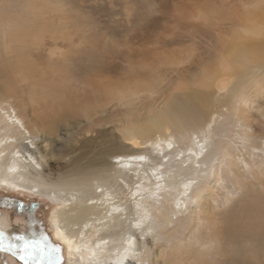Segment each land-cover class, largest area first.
Wrapping results in <instances>:
<instances>
[{"label": "rangeland", "instance_id": "374dc122", "mask_svg": "<svg viewBox=\"0 0 264 264\" xmlns=\"http://www.w3.org/2000/svg\"><path fill=\"white\" fill-rule=\"evenodd\" d=\"M204 1L0 0V98L18 109L29 123L37 144L53 155L44 161L48 175L55 177L76 169L92 155L101 139L107 141L106 145L129 148L130 142L123 138L121 129L142 123L156 107L189 90L191 76L214 59L218 33L224 36L233 26L226 19L212 26L194 19ZM233 1L239 2L229 0V4ZM17 25L29 27L21 41L13 32ZM50 26H58L59 31L65 30L67 34L47 32L39 42L28 37L31 29ZM90 54L94 56L93 64ZM259 66L254 79L241 80L238 64H232L233 70H226L237 88L244 91L234 96L236 101L231 105L224 101L214 107L215 117L208 128L207 158L201 163V170L193 175L194 185L186 208L173 214L174 199L165 195L161 199V212L152 210L153 228L145 239L141 238L143 264H264V230L244 227L225 230L227 216L243 204H264L263 156L250 147L255 140L259 142V126L264 124V62ZM64 68H69L71 77L62 74ZM157 71L161 76L153 95L111 106L91 120L69 122L73 128L70 132L62 123L56 132L45 134V141L29 121L31 115L44 111L37 96L42 89L48 92L54 87L62 93V88L70 87L78 97L90 96V79L117 85L135 77L136 72L149 76ZM224 95V99L229 97L228 93ZM240 111L246 112V119L240 118ZM167 125L176 144L185 150L188 141L173 124ZM249 133L252 141L251 134L247 137ZM230 146L236 148V155H225ZM142 149L149 151L152 147L146 144ZM153 155L162 154L156 151ZM249 155L250 161L256 163L253 167L245 163ZM216 174L220 175L218 182L214 179ZM9 187L0 185V214L10 219L13 230L32 243L33 249L26 251L23 241L15 243L0 233V264H49L45 252L53 244L61 250L58 264H68L63 246L52 238L50 216L55 203L47 195ZM229 195L232 200L228 201ZM32 203L38 205L36 212L30 209ZM241 217L246 214L241 213ZM9 244L13 245L11 249L7 247ZM21 255L25 259H20Z\"/></svg>", "mask_w": 264, "mask_h": 264}, {"label": "bare ground", "instance_id": "6f19581e", "mask_svg": "<svg viewBox=\"0 0 264 264\" xmlns=\"http://www.w3.org/2000/svg\"><path fill=\"white\" fill-rule=\"evenodd\" d=\"M195 18L207 26L226 19L233 26L224 36L218 33L214 59L191 76L189 90L175 94L166 105L156 107L142 123H132L121 129L123 138L130 142L129 148L106 145L107 141L101 139L92 155L66 174L52 177L45 172L44 161L53 155L37 144L29 123L18 109L0 98V185L15 187L14 191L47 195L55 203L50 216L52 238L63 246L68 264H143L140 257L144 241L141 238L145 239L153 228L152 210L161 212V199L165 195L174 199L173 214L186 208V199L194 185L193 175L201 170V163L207 158L208 128L215 117L214 107L221 106L224 101L231 105L244 91V88H237L226 70H233L232 64H238L241 80L254 79L259 72V63L264 62V0H239L230 4L229 0H206L195 12ZM28 28L15 26V38L21 41L28 34ZM59 29L58 26L31 29L28 37L39 42L47 32L67 34ZM93 57L89 55L92 64ZM69 73V68L62 71L66 78L71 77ZM136 73L135 77L117 85L90 79V96L78 97L70 87L62 88V93L56 92L54 87L48 92L42 89L37 96L44 111L31 115L29 121L45 140V134L56 132L62 123L70 132L73 128L69 127V122L91 120L111 106L130 104L134 98L153 95L158 89L159 72L152 75L154 71H151L149 76ZM227 93L229 97L224 99ZM217 113L222 115L219 110ZM245 113L240 111V118L246 119ZM167 123L173 124L188 141L185 150L176 144ZM259 128V142L253 137L255 141L250 147L262 153L264 165V124ZM251 137L252 134L249 138L252 141ZM146 144L152 150H143ZM156 151L161 157L153 155ZM229 154L236 155V148L228 147L225 155ZM165 159L167 169L163 168ZM171 159L179 162L172 164ZM248 159L246 165L255 166L250 155ZM234 166L235 162L231 166L233 171ZM236 173L239 175L238 171ZM214 179L218 182L220 175L216 174ZM226 198L229 201L231 196ZM241 213L246 217L242 218ZM157 217L166 218L165 215ZM227 217V232L242 227L264 230L263 203L248 202ZM0 233L15 243L20 237L4 214H0ZM134 259L137 262L134 263Z\"/></svg>", "mask_w": 264, "mask_h": 264}, {"label": "snow or ice", "instance_id": "6c2138e0", "mask_svg": "<svg viewBox=\"0 0 264 264\" xmlns=\"http://www.w3.org/2000/svg\"><path fill=\"white\" fill-rule=\"evenodd\" d=\"M17 239L23 241V248L26 251L33 249V244L29 243L25 237L20 236V237H17ZM7 247L11 249L13 247V245L9 244V245H7ZM16 247H19V245H17ZM60 251L61 250L59 247L53 246L52 248L48 249L45 252V255L48 258L49 264H58L59 260L62 259V257L59 255ZM20 259H22V260L25 259V256L21 255Z\"/></svg>", "mask_w": 264, "mask_h": 264}, {"label": "water", "instance_id": "95a60500", "mask_svg": "<svg viewBox=\"0 0 264 264\" xmlns=\"http://www.w3.org/2000/svg\"><path fill=\"white\" fill-rule=\"evenodd\" d=\"M35 207H36V206H35V203H33V204L31 205V210H33Z\"/></svg>", "mask_w": 264, "mask_h": 264}, {"label": "flooded vegetation", "instance_id": "af4514ba", "mask_svg": "<svg viewBox=\"0 0 264 264\" xmlns=\"http://www.w3.org/2000/svg\"><path fill=\"white\" fill-rule=\"evenodd\" d=\"M32 204H33V203H32ZM32 204H31V205H32ZM37 207H38V205H36V207H35L32 211H35V210L37 209ZM30 209H31V207H30Z\"/></svg>", "mask_w": 264, "mask_h": 264}]
</instances>
